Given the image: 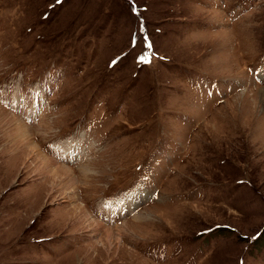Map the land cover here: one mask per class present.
<instances>
[{
	"label": "rangeland",
	"instance_id": "1",
	"mask_svg": "<svg viewBox=\"0 0 264 264\" xmlns=\"http://www.w3.org/2000/svg\"><path fill=\"white\" fill-rule=\"evenodd\" d=\"M261 233L264 0H0V264H264Z\"/></svg>",
	"mask_w": 264,
	"mask_h": 264
},
{
	"label": "bare ground",
	"instance_id": "2",
	"mask_svg": "<svg viewBox=\"0 0 264 264\" xmlns=\"http://www.w3.org/2000/svg\"><path fill=\"white\" fill-rule=\"evenodd\" d=\"M13 139L19 140V142H22V144H29V138L28 134L26 132V127L22 125L21 123L16 124V127L12 131ZM43 160L48 161L47 166L50 165V169L47 171L48 173H51V176H54V179L57 178L59 180V184L71 186L75 182V177L72 176V174L69 173L70 169L67 168L64 165H55L56 163L53 160H48L45 156H41ZM45 162V161H44ZM82 171V170H81ZM78 181V180H77ZM114 210V209H113ZM111 231L108 230L106 232L107 239L110 241L111 237Z\"/></svg>",
	"mask_w": 264,
	"mask_h": 264
},
{
	"label": "snow or ice",
	"instance_id": "3",
	"mask_svg": "<svg viewBox=\"0 0 264 264\" xmlns=\"http://www.w3.org/2000/svg\"><path fill=\"white\" fill-rule=\"evenodd\" d=\"M60 2H62V0H57V3H60ZM132 11L135 14L137 10H136L135 7H133ZM141 31H143V25L141 26ZM144 41H145V43H144V51L136 57V60H137L138 64H148V63H150V59L149 58H150V56L152 54L153 46L151 45V43H150V41H149L147 36L144 37ZM136 42H137V40H136V37L134 36L133 37V42H132L133 43V47L135 46ZM119 59L120 58H117V60H114L112 62V65L117 63ZM261 234H264V233H261ZM249 239H254V238H249Z\"/></svg>",
	"mask_w": 264,
	"mask_h": 264
}]
</instances>
